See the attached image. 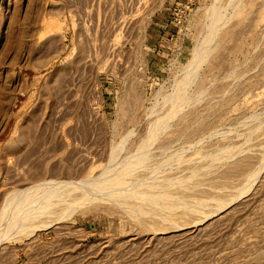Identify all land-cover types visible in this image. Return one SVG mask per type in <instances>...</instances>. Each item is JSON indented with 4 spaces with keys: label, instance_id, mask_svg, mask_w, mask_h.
<instances>
[{
    "label": "rangeland",
    "instance_id": "obj_1",
    "mask_svg": "<svg viewBox=\"0 0 264 264\" xmlns=\"http://www.w3.org/2000/svg\"><path fill=\"white\" fill-rule=\"evenodd\" d=\"M0 264H264V0H0Z\"/></svg>",
    "mask_w": 264,
    "mask_h": 264
}]
</instances>
